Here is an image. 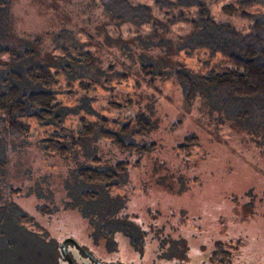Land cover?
<instances>
[{"label":"rangeland","instance_id":"374dc122","mask_svg":"<svg viewBox=\"0 0 264 264\" xmlns=\"http://www.w3.org/2000/svg\"><path fill=\"white\" fill-rule=\"evenodd\" d=\"M132 1L152 6V0ZM232 1L209 0V15L248 32V18L222 8ZM152 9L154 18L162 22L172 16ZM9 13L0 9L1 21L10 18L12 46L18 53L26 48L32 55L11 66L21 68L33 60L60 64L62 52L55 47L60 33L62 43L72 42L96 56L92 76L104 74L93 91L97 95L113 90L107 81L114 82L120 70L137 79L142 92H152L138 82L141 55L160 53L146 40L137 39L150 30L149 24L111 21L90 0H11ZM188 29L187 22L174 21L159 34L175 40ZM6 41L0 35V44ZM8 57V53L0 54V75L7 70ZM158 87L160 93H154L151 103L154 126L144 137L153 147L145 153L119 150L110 141L97 139L90 142L89 156L81 149L64 157L49 155L34 130L23 139L10 140L6 168H0V182L5 179L3 185L11 188L7 197L0 191V264H42L48 256L41 240L10 227L14 203L39 225L26 224L29 228L50 233L59 241L73 238L90 249L85 221L70 205L76 201L77 187L71 171L79 163L96 164L97 160L106 165L128 162L126 182L117 191L124 199L118 213L127 215L146 234L140 244L115 233L116 248L96 252L103 264H264V152L257 137L208 109L199 98L182 108L174 80H160ZM77 93L75 103L83 95ZM189 135L195 141H187L190 145L179 150L177 145ZM100 206L99 202L92 205L98 220L106 209Z\"/></svg>","mask_w":264,"mask_h":264},{"label":"trees","instance_id":"16d2710c","mask_svg":"<svg viewBox=\"0 0 264 264\" xmlns=\"http://www.w3.org/2000/svg\"><path fill=\"white\" fill-rule=\"evenodd\" d=\"M90 1L116 23L149 24L150 30L137 39L146 40L148 46L160 53L141 55L138 65L141 81L138 79V82L152 92H142L137 79L131 80L120 70L114 72V82L107 81L114 86L113 90L97 95L93 91L98 89L99 77L104 74L92 76L90 70L95 67L96 56L72 42L62 43L60 33L55 36V47L62 52L60 64L33 60L21 68L11 66L32 55L26 48L19 53L15 51L10 39V18L5 17L4 22L0 20V35L7 41L0 44V54L8 53L9 57L7 70L0 75L1 169L7 165L10 140L23 139L30 130H34L43 152L49 155L64 157L81 149L89 156L90 142L97 139L108 140L123 151L141 154L151 150L153 142L146 139L155 122L152 97L160 93L159 81L167 78L174 80L182 108H189L199 98L208 109L256 136L264 152V0H233L222 6L251 21L250 30L245 33L230 23L212 18L209 0H152V6L165 16L171 12L172 16H167L164 22L154 18L152 6L145 2ZM10 4L11 0H0V9L6 15H10ZM174 21L187 22L188 31L175 40L160 36V31L167 30L168 24ZM77 70L81 75H76ZM77 91L83 94L79 103H75ZM67 107H74L75 111ZM194 138L185 137V142L177 145L178 149L190 145L187 141H195ZM128 165L127 161L106 165L97 160L96 164L79 163L71 171L77 187L76 201H70V205L85 221L90 249L79 244L94 255L115 249L117 232L129 243L134 240L144 243L145 230L124 213H118L124 199L117 191L126 182ZM3 182H0V191L7 197L11 188ZM96 202L101 204L100 208H106L100 220L92 207ZM13 208L10 227L33 235L46 246L48 256L42 264H69L60 241L50 233L29 228L26 224L39 226L36 220L16 203ZM39 210L43 212L44 206ZM67 251L73 264H93L84 254L77 252L86 260L80 262L70 249Z\"/></svg>","mask_w":264,"mask_h":264},{"label":"water","instance_id":"95a60500","mask_svg":"<svg viewBox=\"0 0 264 264\" xmlns=\"http://www.w3.org/2000/svg\"><path fill=\"white\" fill-rule=\"evenodd\" d=\"M67 241L72 242L81 252H83L86 256H88L96 264H103L95 255H93L92 253L88 252L87 250H84L83 248H81L73 238L66 237V238H63L61 240L60 246H61V250H62L64 256L66 257V259L68 260L69 264H73V262H72L71 257L69 256V254L66 250V242ZM111 264H128V263L115 262V263H111Z\"/></svg>","mask_w":264,"mask_h":264},{"label":"flooded vegetation","instance_id":"af4514ba","mask_svg":"<svg viewBox=\"0 0 264 264\" xmlns=\"http://www.w3.org/2000/svg\"><path fill=\"white\" fill-rule=\"evenodd\" d=\"M76 241V240H75ZM88 241V240H87ZM61 242V241H60ZM77 242V241H76ZM78 243V242H77ZM88 244H89V242H87ZM69 244H72V247H74V249L76 250H73L71 247H70V245ZM78 245L81 247V248H83L79 243H78ZM61 247V246H60ZM67 248L68 249H70L71 251H72V253H73V251L77 254V252H80V253H82V254H84L83 252H81L72 242H69V241H67L66 242V250H67ZM84 250H86L85 248H83ZM88 252H90L89 250H87ZM68 252V251H67ZM90 253H92V252H90ZM69 254V253H68ZM74 254V253H73ZM93 254V253H92ZM78 255V254H77ZM85 255V254H84ZM94 255V254H93ZM70 256V255H69ZM86 256V255H85ZM96 256V255H95ZM79 257H80V259L78 260V261H80V262H86V260L83 258V257H81L80 255H79ZM88 257V256H87ZM97 257V256H96ZM66 258V257H65ZM89 258V257H88ZM98 258V257H97ZM90 259V258H89ZM72 260V259H71ZM91 260V259H90ZM68 261V260H67ZM92 261V260H91ZM93 262V264H96L94 261H92ZM69 263V262H68ZM90 264V263H89Z\"/></svg>","mask_w":264,"mask_h":264}]
</instances>
